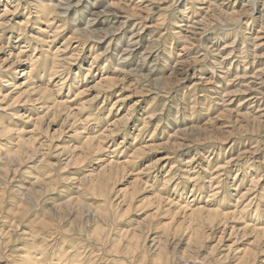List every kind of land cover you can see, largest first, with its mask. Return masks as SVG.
<instances>
[{"label": "rangeland", "instance_id": "1", "mask_svg": "<svg viewBox=\"0 0 264 264\" xmlns=\"http://www.w3.org/2000/svg\"><path fill=\"white\" fill-rule=\"evenodd\" d=\"M0 264H264V0H0Z\"/></svg>", "mask_w": 264, "mask_h": 264}]
</instances>
